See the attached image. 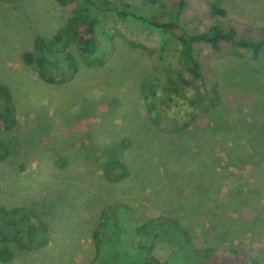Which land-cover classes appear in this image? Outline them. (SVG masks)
<instances>
[{
    "label": "rangeland",
    "instance_id": "rangeland-1",
    "mask_svg": "<svg viewBox=\"0 0 264 264\" xmlns=\"http://www.w3.org/2000/svg\"><path fill=\"white\" fill-rule=\"evenodd\" d=\"M107 1L159 21L173 11L171 0ZM186 2L178 22L207 28L205 1ZM220 5L223 26L264 40V0ZM70 16L55 0H0V85L15 118L0 129V207L33 225L5 230L0 264H264V44L257 59L201 46L196 79L175 38L98 11L103 64L89 66L68 39L45 81L23 55ZM171 86L184 89L180 105L166 100Z\"/></svg>",
    "mask_w": 264,
    "mask_h": 264
},
{
    "label": "trees",
    "instance_id": "trees-1",
    "mask_svg": "<svg viewBox=\"0 0 264 264\" xmlns=\"http://www.w3.org/2000/svg\"><path fill=\"white\" fill-rule=\"evenodd\" d=\"M59 5L69 8L71 16L65 26L61 27L52 38H45L37 36L34 40L35 53L26 52L23 55V60L27 64L36 63L39 70V75L45 80L51 82L48 76L47 69L51 61L50 56L54 53L56 45H60L61 50L64 51L66 57L69 55L67 48V40H74L78 45V51L89 66L102 65L103 57L98 50V35L96 12L114 11L124 18H131L136 21H141L151 28L160 31L164 37L170 35L179 43L178 63L189 72L192 77L201 78V63L198 59V51L201 46H206L213 51H220L225 45H229L233 49H245L249 51L253 59H257L263 49V39H253L249 37L239 36L238 31L230 25L223 26L218 22L219 18L226 15L225 9L220 5L222 0H204L209 9L210 24L202 31H195L185 27L183 23L178 20L183 11L187 7L186 0H171L173 11L169 14L167 19L149 18L147 14H136L133 10H120L112 6L111 2L107 0H55ZM156 2L158 0H149ZM162 14V13H160ZM135 45V44H133ZM143 47V46H142ZM161 56L164 54V43H160ZM70 66L72 62L69 61ZM174 94L166 97V100L174 103L175 106L180 105L184 89L183 87L171 86L169 87ZM194 100L190 99L192 104ZM11 93L8 88L0 85V129L8 130L15 124V118L10 108ZM200 102V100H198ZM204 99L202 96V105ZM201 103V102H200ZM112 166L122 167L118 162H114ZM19 212V210H13ZM5 209L0 207V260L6 261L10 259V249L7 241L11 238L6 234L5 230L12 226L15 232H21L28 228L30 231L33 225L24 226V221L27 220L21 213L17 222L12 217H7ZM7 219V221H6ZM32 224V223H31ZM95 237H97L95 235ZM212 249H205L204 255L209 257ZM146 261L139 264H167L160 262L157 259L146 257ZM173 264H235V261L229 260H199L192 263H173ZM247 264V263H245ZM258 264V263H251Z\"/></svg>",
    "mask_w": 264,
    "mask_h": 264
}]
</instances>
